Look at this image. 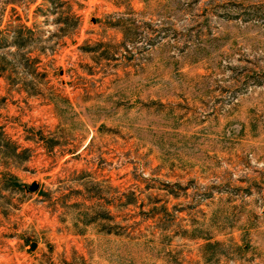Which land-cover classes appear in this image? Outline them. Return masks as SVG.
<instances>
[{
	"label": "rangeland",
	"instance_id": "374dc122",
	"mask_svg": "<svg viewBox=\"0 0 264 264\" xmlns=\"http://www.w3.org/2000/svg\"><path fill=\"white\" fill-rule=\"evenodd\" d=\"M0 264H264V0H0Z\"/></svg>",
	"mask_w": 264,
	"mask_h": 264
},
{
	"label": "water",
	"instance_id": "95a60500",
	"mask_svg": "<svg viewBox=\"0 0 264 264\" xmlns=\"http://www.w3.org/2000/svg\"><path fill=\"white\" fill-rule=\"evenodd\" d=\"M39 185L37 182H34L31 186H30V190L31 191H36L38 189ZM37 243L33 242L31 245V249H34L36 247Z\"/></svg>",
	"mask_w": 264,
	"mask_h": 264
},
{
	"label": "trees",
	"instance_id": "16d2710c",
	"mask_svg": "<svg viewBox=\"0 0 264 264\" xmlns=\"http://www.w3.org/2000/svg\"><path fill=\"white\" fill-rule=\"evenodd\" d=\"M14 185H15V186H17V185H18V182H17V180H16V179L14 180Z\"/></svg>",
	"mask_w": 264,
	"mask_h": 264
}]
</instances>
